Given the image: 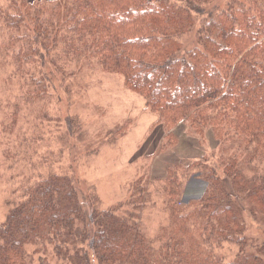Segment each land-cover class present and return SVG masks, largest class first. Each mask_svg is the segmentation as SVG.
Listing matches in <instances>:
<instances>
[{
  "label": "trees",
  "instance_id": "obj_1",
  "mask_svg": "<svg viewBox=\"0 0 264 264\" xmlns=\"http://www.w3.org/2000/svg\"><path fill=\"white\" fill-rule=\"evenodd\" d=\"M80 58L98 59L146 98L167 146L188 125L201 138L211 131L222 155L140 179L129 201L106 211L94 189L88 198L50 165L19 200L11 195L0 264H33L37 255L57 264H264L244 218L249 209L264 221V0H0V68L8 81L21 75L25 108L49 101L51 73ZM197 185L203 197L189 198ZM159 194L171 226L155 241L141 216Z\"/></svg>",
  "mask_w": 264,
  "mask_h": 264
},
{
  "label": "rangeland",
  "instance_id": "obj_2",
  "mask_svg": "<svg viewBox=\"0 0 264 264\" xmlns=\"http://www.w3.org/2000/svg\"><path fill=\"white\" fill-rule=\"evenodd\" d=\"M61 71L51 73L52 98L29 109L20 99L21 75L8 81L7 70L0 68V222L11 211V195L16 192L19 200L23 188L53 166L56 173L73 177L88 198L94 196L90 188L94 189L98 208L106 211L129 201L131 187L140 179L155 181L166 176L169 167L188 166L192 159H208L213 165L217 155H222L211 131L206 139L201 138L188 125L178 126L177 142L167 146L169 133L159 125L158 115L147 109L146 98L131 90L122 74L105 73L98 59H76ZM15 104L23 108L18 120L13 114ZM39 110L45 115L39 116ZM69 118H75L79 127L71 128ZM36 130L37 142L31 144ZM229 150L224 147L222 152ZM204 185L194 187L189 198H202ZM161 196L153 195L156 202L150 200L141 216L146 236L155 241L163 228L171 226ZM244 218L250 242L264 247L263 218L255 220L249 209ZM224 247L231 257L237 252V247ZM57 261L37 255L33 264Z\"/></svg>",
  "mask_w": 264,
  "mask_h": 264
},
{
  "label": "crops",
  "instance_id": "obj_3",
  "mask_svg": "<svg viewBox=\"0 0 264 264\" xmlns=\"http://www.w3.org/2000/svg\"><path fill=\"white\" fill-rule=\"evenodd\" d=\"M198 187L200 186V185H197Z\"/></svg>",
  "mask_w": 264,
  "mask_h": 264
}]
</instances>
